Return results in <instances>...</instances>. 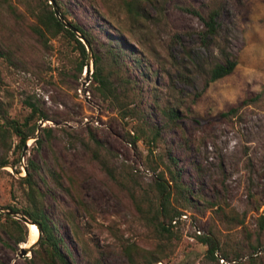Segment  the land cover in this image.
I'll return each mask as SVG.
<instances>
[{"label": "rangeland", "instance_id": "374dc122", "mask_svg": "<svg viewBox=\"0 0 264 264\" xmlns=\"http://www.w3.org/2000/svg\"><path fill=\"white\" fill-rule=\"evenodd\" d=\"M126 2H132L133 9L140 8L145 17L128 11ZM215 2L223 4L218 20L220 42L233 54L237 65L232 73L210 83L194 101L204 78L191 65L184 67L186 53L206 67L219 62L221 56L217 47L206 50L202 46L199 31L203 22L187 8L206 15ZM58 3L68 20L92 33L95 51L104 57L107 70L116 71L111 80L135 102L130 106L144 108L155 96L160 101L172 100L182 112L178 119L181 130L166 127L156 147H147L142 141L132 143L136 120L102 100L89 85L92 61L89 73L85 74V65L79 75V52L73 41L62 33L40 37L32 30L37 22L34 12L40 5L38 1L0 0V124L5 119L35 124L34 136L49 139L48 145H40L31 136L23 148L13 152L18 139L11 133L12 149L6 153L0 147V155L6 153L20 160L13 167L0 168V208L8 210L4 208L8 204H26L24 186L18 179L25 176L26 164L34 161L42 166L47 179L40 187L56 192V196L45 197L49 215L62 217L76 211L77 204L54 186L47 172L51 167L61 169L72 177L87 207L85 213L76 212L79 240L66 238L69 225L60 228L76 264H130L123 245L135 243L152 249L154 240L128 190L150 188L154 175L148 164L157 163L158 170L164 169L172 155L180 160L178 168L183 179L202 190L205 202L184 209L182 213L189 218L178 226L180 241L169 258L155 264H247L251 256L264 260V232L259 233L255 223L256 216L264 214V0ZM111 36L126 39L145 56L157 75L148 73L146 77L137 64L118 68L109 63L105 56L107 48L114 44ZM124 61L127 64L129 60ZM179 74L188 76L190 83L181 80ZM32 104L47 114V119L33 113ZM233 107L237 109L235 115L219 117ZM154 121L160 124L157 116ZM44 127L51 128L49 135L41 130ZM182 130L189 147L182 144ZM95 152L106 157L114 178L96 160ZM194 163L200 166L198 177ZM63 182L68 186L65 176ZM155 194L152 197L158 201ZM212 200L222 204L225 201L245 216L244 225L222 221L215 210L217 206L207 204ZM257 204L259 209L255 211ZM208 233L217 237L222 249L229 253L228 259L206 256V245L197 240V235ZM0 236L4 238L2 233ZM29 244L21 243L17 251H12L0 239V262L26 264L25 257L18 258L16 254L20 246ZM255 245L259 247L252 253ZM31 255L32 250L27 258Z\"/></svg>", "mask_w": 264, "mask_h": 264}, {"label": "trees", "instance_id": "16d2710c", "mask_svg": "<svg viewBox=\"0 0 264 264\" xmlns=\"http://www.w3.org/2000/svg\"><path fill=\"white\" fill-rule=\"evenodd\" d=\"M37 1L40 5L34 12L37 22L32 26V30L40 37H45L46 33H50L51 35L62 33L73 41L75 48L79 52V60L77 62L79 75L82 73L84 66L87 65L88 52L85 44L78 38V33L88 41L91 48L93 64L92 79L89 85L93 86L94 91L102 100L111 102L117 110L122 112L130 120H136V123L132 126V143L136 144L138 141H142L147 147H156L158 141L162 139V133L166 127H179L178 119L181 117L182 112L178 103L169 99L160 101L159 96H155L151 103L144 108L130 106L135 102L129 99L126 91H121L111 80L112 75L116 71L113 68L107 70L104 57L99 55L94 49L96 40L92 33L78 23L68 20L58 0H54V3L59 9L63 20L55 16L53 5L49 3V0ZM132 4V2H126L127 10L136 17H145V13L140 12V8L133 9ZM187 10L203 22V29L199 31L202 46L206 50H210L213 46L217 47L221 56L219 62H215L211 66L206 67L198 58L193 57L189 52L186 53V64L184 67L187 68V65H191L196 70V73H199L204 78L202 89L194 94L193 100L196 101L203 95L210 83L232 73L237 65V61L230 50L221 44L219 38L220 30L218 20L223 13V4L215 2L207 11L206 15H202L195 8H187ZM66 24H70L75 30L66 27ZM111 37L110 39L114 44L112 43L107 48L108 50L105 56L109 60V63L118 68H122L123 65L131 67L137 64L141 66V71L145 73V76L148 73L149 75H157V71L151 68L145 56L129 44L126 39L122 37ZM124 59L129 60L127 64ZM178 77L190 83L188 76H185V74H179ZM236 111L237 109L235 107L230 108L228 111L220 113L219 117L235 115ZM32 112L43 119H47L48 117L47 114L41 112L33 104ZM1 115L2 108L0 106ZM155 116L160 120V124L154 121ZM179 129L181 130L180 127ZM36 130L37 126L35 124L31 126L28 124L22 125L14 120L5 119L0 124V147L6 153L12 149L13 142L11 140L9 141V139H11V133H13L18 139L17 144L14 145L13 152L15 148L21 149L26 145L27 139L35 135ZM41 130L48 135L51 132V128L47 127ZM183 132L182 130V144L185 147H189V142ZM35 141L40 145L49 144L48 138L45 141L43 138L38 137ZM6 153L0 155V168L6 165L15 166L20 161L19 157L11 159ZM94 156L109 176L114 178V172L108 166L106 157L96 152ZM168 158L170 164H166V168L161 170H158L160 166L157 163L148 164L149 169L154 175V181L150 188L139 186L138 189L133 188V190H128L140 219L150 228L152 232L151 237L154 240V247L152 249L141 248L135 243L124 244L122 250L130 264H155L158 261L169 258L171 253H173L174 247L180 241L178 226L181 221L178 220L173 225L171 223L172 220L179 217L184 209L197 206L199 202L203 204L205 202L202 190L200 188L194 189L181 176L180 169L178 168L180 160L172 155ZM160 161L163 163V158H160ZM25 167L26 174L25 176L19 177L18 181L24 186L26 204H8L4 207L9 211L25 216L39 226L40 239L37 244L38 246L32 249L30 258L25 257V263L76 264L75 256L68 247L66 238H72L75 241L79 240L77 229V217L79 213L77 214L76 212L82 210L85 213L87 207L83 204L72 177L63 173L61 169L47 168V172L54 186L68 195L72 202L77 204L78 209L73 212L70 211L62 217L50 216L46 209L45 197L47 194L56 196V192L50 187L47 189L40 187V183L47 180L43 175L40 164L29 161ZM193 168L197 177L200 176V166L194 163ZM64 176L68 180V186L63 182ZM153 194L158 196V201H155L156 199L152 197ZM207 204L209 207L217 206L215 210L222 221L235 226L244 225L245 216L234 211L225 201L222 204L217 200H212L208 201ZM258 209L259 205L257 204L254 206V210L258 211ZM255 223L259 233L264 232V214L256 216ZM62 225L70 226V232L66 238L60 234ZM0 233L4 235V238L0 236V239L4 242L5 246L12 251H17L19 244L28 242L29 228L19 218L0 212ZM197 240L206 245V256L208 258L217 260L219 257L224 259L230 257L229 253L222 249L219 240L214 234L197 235ZM258 247L259 245L252 246V253H255ZM236 258H239V256ZM0 264L2 263L0 262ZM247 264H264V260L258 256H251Z\"/></svg>", "mask_w": 264, "mask_h": 264}, {"label": "water", "instance_id": "95a60500", "mask_svg": "<svg viewBox=\"0 0 264 264\" xmlns=\"http://www.w3.org/2000/svg\"><path fill=\"white\" fill-rule=\"evenodd\" d=\"M49 3L53 5V10H54L55 16L58 19L63 20L62 17H61V15H60L59 9L57 8L56 4L54 3V0H50ZM66 27L72 28L73 30H75L70 24H66ZM78 38L85 44L86 49H87V52H88V61H87L86 70H85V74H87L90 71V64H91V61H92L91 48H90V45H89L88 41L85 40L84 37L82 35H80L79 33H78ZM34 138L36 139L37 136H34ZM6 166H9V165H6ZM6 166H3V167H6ZM10 166L13 167L12 165H10ZM0 212H5V213H7L9 215H12V216H14L16 218H19L27 226H29L31 224L32 225L34 224V225L37 226L39 233H38V236H37L36 240L34 242L30 243L28 247L20 246L19 252L16 254V257H18V258L19 257H26L28 251H31L32 248L35 247L38 244V241L40 239V229H39V226L35 222L30 221L28 218H26L25 216L20 215L18 213H15V212H12V211H9V210H4L3 208H0Z\"/></svg>", "mask_w": 264, "mask_h": 264}, {"label": "bare ground", "instance_id": "6f19581e", "mask_svg": "<svg viewBox=\"0 0 264 264\" xmlns=\"http://www.w3.org/2000/svg\"><path fill=\"white\" fill-rule=\"evenodd\" d=\"M28 228H29V239H28V242L32 243V242H34L36 240L39 231H38L37 226L34 225V224L33 225L32 224L29 225Z\"/></svg>", "mask_w": 264, "mask_h": 264}, {"label": "built area", "instance_id": "2783aa9c", "mask_svg": "<svg viewBox=\"0 0 264 264\" xmlns=\"http://www.w3.org/2000/svg\"><path fill=\"white\" fill-rule=\"evenodd\" d=\"M188 218H189V217H188V215H187L186 213H182L179 217L173 219L171 223L174 225V224L177 223L178 220H180V221H184V220H186V219H188ZM197 233H200V231L197 230ZM220 258H221V257H220ZM220 260H221V261H224L223 259H220Z\"/></svg>", "mask_w": 264, "mask_h": 264}]
</instances>
